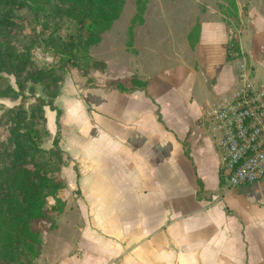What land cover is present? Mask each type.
Returning a JSON list of instances; mask_svg holds the SVG:
<instances>
[{"label":"crops","instance_id":"0c3cea01","mask_svg":"<svg viewBox=\"0 0 264 264\" xmlns=\"http://www.w3.org/2000/svg\"><path fill=\"white\" fill-rule=\"evenodd\" d=\"M201 3L200 10L192 5L200 28L194 47L190 28L170 58L154 46L151 64L142 65L135 30V66L103 61L104 71L90 72L93 87L75 68L65 74L53 102L59 117L44 109L47 146L58 125L68 158L65 206L52 229L40 222L34 264H264V177L251 186L225 183L219 133L207 115L245 83L264 86L240 69L264 70V0H236L242 56L231 61L225 50L233 28L222 2ZM129 50H122L126 58ZM133 79L146 90L107 86L129 90Z\"/></svg>","mask_w":264,"mask_h":264},{"label":"trees","instance_id":"16d2710c","mask_svg":"<svg viewBox=\"0 0 264 264\" xmlns=\"http://www.w3.org/2000/svg\"><path fill=\"white\" fill-rule=\"evenodd\" d=\"M219 1L223 21L233 28L225 50L226 61H231L242 56L236 35L238 9L236 0ZM124 4L125 0H0V99H20L11 108L0 105V264H34L41 253L38 223H47L52 229L55 217L64 209L60 193L66 183L61 170L68 158L59 145L58 125L47 146L50 134L44 109L56 110L53 102L69 68H75L87 78V85L94 86L90 72L104 71L106 64L92 60L89 51L119 19ZM145 5L146 0H137L129 37L136 20L143 22ZM22 12L31 25L26 45H21L19 33L24 26L16 15ZM199 30L196 24L187 35L191 48ZM38 43L55 56L50 65L33 56ZM127 45L132 47L130 41ZM107 86L119 92L145 91L147 83L133 79L129 90L119 83ZM56 111L58 118L60 112Z\"/></svg>","mask_w":264,"mask_h":264},{"label":"rangeland","instance_id":"374dc122","mask_svg":"<svg viewBox=\"0 0 264 264\" xmlns=\"http://www.w3.org/2000/svg\"><path fill=\"white\" fill-rule=\"evenodd\" d=\"M193 4L197 5L198 10L204 7L201 0H146L145 10L142 16L143 22L139 23L136 20L132 27V33L138 30V34H141L138 35L139 40L137 41V45L140 48L139 60L137 63H141L142 65L151 64L152 60L148 51L154 46L160 47V50L163 51L168 58H170V55L175 49H180L183 36H185L184 34L188 33L189 29L196 25ZM136 14L137 0H125L121 16L108 30L109 33L107 37L90 49L89 55L92 60L94 59L92 55H94L97 60H102L105 63L107 62L110 68H114V61H119L129 67H131V65L135 66V56L133 55L135 52L133 53L129 50L131 48L128 47L127 43L129 41L131 44L133 43V37H129V29L131 27V21ZM16 15L23 21L24 27L19 33V38L22 40L21 45H26L28 44V39H26V37L31 35L30 18L24 12L16 13ZM145 21L146 26L143 27ZM147 32L149 33L147 34ZM104 35L105 33L102 36ZM145 35H149L150 39L147 38L146 40ZM243 45L246 51H250L249 41L246 40ZM124 49L130 51L128 52L127 58L125 54H123L122 50ZM32 54L39 63L45 65H50L55 61V56H53L51 52H45L40 43L34 47ZM178 54H181V52ZM251 64H253V62ZM253 66L254 70L248 66L245 68V73L249 81H254L253 77L256 74L257 80L254 82H256V84L258 80L264 82V70L256 64H253ZM67 71H69V69L66 70L65 74ZM9 81L11 86L15 88L14 80L9 78ZM41 94V89L37 87L36 95L40 96ZM197 96L198 99L202 101L206 98L202 96V92H198ZM19 103L20 99H0V105L4 108H11ZM39 225H41V223H38V226Z\"/></svg>","mask_w":264,"mask_h":264},{"label":"built area","instance_id":"2783aa9c","mask_svg":"<svg viewBox=\"0 0 264 264\" xmlns=\"http://www.w3.org/2000/svg\"><path fill=\"white\" fill-rule=\"evenodd\" d=\"M240 69L244 78L245 66ZM207 115L219 133L225 183L231 188L256 184L264 177V86L245 83Z\"/></svg>","mask_w":264,"mask_h":264}]
</instances>
